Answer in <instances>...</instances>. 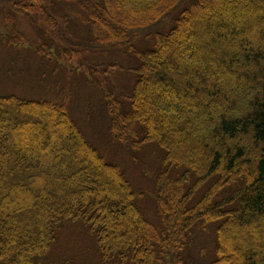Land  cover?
Returning a JSON list of instances; mask_svg holds the SVG:
<instances>
[{"label":"trees","instance_id":"trees-1","mask_svg":"<svg viewBox=\"0 0 264 264\" xmlns=\"http://www.w3.org/2000/svg\"><path fill=\"white\" fill-rule=\"evenodd\" d=\"M113 7V0H0L9 25L0 44H27L14 21L24 16L39 43V67L62 71L60 64L69 63L105 75L118 67L100 65L96 57L132 58L137 66L128 69L133 79L126 95L104 90L102 104L96 103L104 107L108 130L97 137L109 135L125 147L139 171L133 178L125 161L119 163L127 174L108 162L99 150L114 162L110 146L89 142L64 103L0 96V201L17 183L37 189L29 207L14 206L13 214L5 207L15 202L0 203V264H45L70 225L86 231L95 264H264L258 249L242 255L228 248L234 227L238 234L255 231L264 243V45L253 48L247 36L258 31L264 40V0H121L122 13L136 20L127 30L109 26ZM227 12L234 21L225 19ZM199 51L219 60L209 66ZM216 74L232 79L240 94L224 93L218 81L209 85ZM40 83L39 94L59 82ZM152 86L158 98L149 93ZM67 91L76 93L75 83ZM32 119L62 121L77 147L60 127L50 148V132H38ZM34 138L39 144L28 146ZM146 146L149 161L140 157ZM21 153L32 160L15 161ZM48 162L76 171L44 182L34 174ZM143 172L148 177L140 185ZM53 182L68 183L52 188Z\"/></svg>","mask_w":264,"mask_h":264},{"label":"rangeland","instance_id":"rangeland-1","mask_svg":"<svg viewBox=\"0 0 264 264\" xmlns=\"http://www.w3.org/2000/svg\"><path fill=\"white\" fill-rule=\"evenodd\" d=\"M114 7L109 10L107 17L109 20V26L112 25L114 27H118L122 30H127L129 28H132L133 25H135L136 20L133 17H130L128 15H125L122 13L121 8V0H113ZM72 10L75 12H79L74 6H70ZM230 13L225 14V19L231 18V20H235L232 17H229ZM246 16H240L239 18H236V21L244 22V19ZM15 25L17 26V29L22 32L27 41V44L24 45H15V47H9L6 44H0V96L6 97V96H16L20 98H29V99H41L42 97L46 98H52V100L64 103L69 112L71 113L74 120L77 122V124L80 126L82 131L84 132L85 136L87 137L88 141L91 142L93 145L97 147V144L95 142L96 140H99L102 144H106L110 146V155L112 158H114V162L109 160L101 151L99 150L100 154L110 163H113L117 166H119L124 172L123 166L119 163L120 160L124 163V161L127 163V169L132 174L133 178H136L139 174V171L136 167V165L129 160V155L122 145L117 144L114 142V140L107 135V137H97V134L101 132H107V122L106 120L101 116L105 110L104 107H97L98 105L102 104L103 101V95L104 90L112 92H115V94H122L123 96L126 95V88L130 86L132 83L133 76L131 74H128L129 68L136 67V63L132 61V58L127 56V58H124L122 62H119V59H122L120 56H117L115 53H107L103 54V56H98L95 58V62L100 65H115L118 68H109L108 72L104 75V73H96L90 72L87 70V68H81L77 64H69L68 67H65V63H61L60 66L62 67V71H58L57 69H54L52 72L51 70H46L45 68L39 67L38 64L35 63L36 59L39 57L37 54V50L39 48V43L37 42L36 35L34 30L30 27L29 23L26 21V19L18 15L15 18ZM230 21V19H229ZM5 17L2 16L0 13V34L6 35L9 34V25H6ZM185 30V29H184ZM182 30V31H184ZM201 30L200 28L198 29ZM254 31L255 27L253 28ZM110 32V31H109ZM110 34H113L110 32ZM81 35H85L83 32H81ZM248 38L250 39L251 46L253 48H256L259 46V44L264 45V40L261 41L260 32L247 34ZM150 43L147 45L149 46ZM12 46V44H11ZM224 52H229V49L226 47H222L221 49ZM200 54L204 56L205 60L204 62L206 64L213 65L214 62H217L219 60V56L215 53H205L204 51H199ZM231 53V52H229ZM213 55L214 57H212ZM19 58V59H18ZM179 64L178 62H176ZM59 66V67H60ZM20 67V68H18ZM155 67V66H154ZM50 68V67H49ZM39 70H43L41 73V81H44L46 79H50L51 82H59L56 86H51L49 88V91L47 93H40L39 94V84L40 83V76H38ZM38 71V73H37ZM103 71H105V68H103ZM241 72V70H239ZM84 73V76H76L77 74ZM100 75V77L98 76ZM251 77V75H250ZM99 78L103 80L104 88L101 87V84L99 83ZM195 83H198V78L196 77ZM209 85L215 81L220 82L224 86V93H227L228 90L232 91L236 97L240 94L235 91L236 85L234 84L233 80L228 78L227 76H222V74L218 75H212L208 79ZM75 83V88L77 90L76 93H68L67 91V84H73ZM247 88V86H245ZM243 88V89H246ZM37 89V90H35ZM149 93L158 98V90L157 87L149 88ZM41 96V97H39ZM120 100L121 98L118 97ZM142 103L144 102L145 97H142ZM147 98V96H146ZM90 100L91 102L86 105L83 100ZM80 102V103H79ZM63 104V105H64ZM79 104V105H78ZM147 103H145L146 105ZM159 106V103H157ZM73 107V111L70 107ZM92 106V107H90ZM92 108V113L85 114L84 112H88V109ZM147 109H150L148 106H146ZM80 109V110H78ZM103 109V110H102ZM106 113V112H105ZM29 123H33L36 125L37 131L41 133L50 132V138L48 139V145L50 148L54 147L55 143V134L53 133V130L55 128H63L65 130L66 140H70L71 143H73L76 147V139L72 135L70 129L60 120L53 121L52 123L48 121V123L43 120L41 122L36 120H29ZM47 123V124H46ZM46 126V127H45ZM45 127V128H44ZM28 146L30 145H36L39 144L37 142V139H29V143H26ZM156 146V145H154ZM4 150V149H3ZM152 153V148L150 146H146L143 151L140 153L141 159L145 161H149ZM12 155H14L12 150ZM32 156H28L27 158L21 153L19 155V159H16L15 161H23L27 163L29 162V159L32 160V158H29ZM48 157V156H46ZM75 157V155H74ZM46 161V160H44ZM40 163V162H39ZM83 164V163H82ZM155 165V161H151L150 167H153ZM65 168V169H64ZM93 168V164L87 168L91 170ZM68 167L66 165L59 166L56 162L47 163L45 166V171L41 172L40 168L38 167L37 170L39 173L34 174V176L39 177L41 174L44 177L43 181L50 182L52 179L56 178L55 174L63 172V174L72 173L76 171V168H72L67 170ZM71 171V172H70ZM13 173V172H12ZM126 173V172H125ZM127 174V173H126ZM147 174L143 172L142 181L138 184L142 185L143 181L146 180ZM128 180L130 181L129 177L127 176ZM131 182V181H130ZM68 183V182H65ZM65 183L63 184H56V183H50L51 187H58L62 186L65 187ZM18 186L13 188L9 193L6 194L5 198L10 200L11 202H15L13 205L5 207L8 212L13 214L14 213V206L17 208H28L29 205L34 201L33 196L30 195V192H33V195L37 193V189L34 187H31L30 183H25L24 187L21 188V183H17ZM44 184V183H43ZM104 184V183H103ZM132 184V183H131ZM133 185V184H132ZM148 189V188H147ZM135 190V188H134ZM136 191V190H135ZM136 193H138L136 191ZM143 198H154L153 193H142ZM5 198L0 201V203L5 201ZM6 204V203H5ZM5 209V210H6ZM149 213L152 214L150 209H148ZM147 218V217H146ZM7 219L8 216H7ZM148 219V218H147ZM149 220V219H148ZM157 223V221H156ZM236 227L231 229L229 233V243L228 248L229 251L235 254H242L246 255L249 250L258 249L261 253H264V243H261L258 238H255V231L252 230H246L243 229L238 234V230L236 231ZM242 236H246V242H243L240 244L239 240ZM239 242V243H238ZM91 246L94 247V245L90 242L89 237L85 230H83L80 226H74L70 225L62 230L60 233V240L57 244V247L52 254L50 260H48L45 264H49L52 261H55V264H65L64 259L68 257L74 256V259H72V263L70 264H95L90 252ZM94 251H96V248L94 247ZM198 257V256H197Z\"/></svg>","mask_w":264,"mask_h":264}]
</instances>
